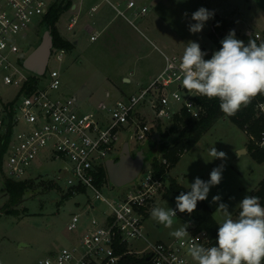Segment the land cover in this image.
I'll return each instance as SVG.
<instances>
[{
	"label": "built area",
	"instance_id": "built-area-1",
	"mask_svg": "<svg viewBox=\"0 0 264 264\" xmlns=\"http://www.w3.org/2000/svg\"><path fill=\"white\" fill-rule=\"evenodd\" d=\"M53 1L0 0V80L12 88L8 96L0 89V140L8 143L2 170L11 179L23 180L31 178L30 168L38 161L61 159L67 165L59 173L67 175L69 191H89L92 196L83 212L74 213L68 224V229L75 232L70 244L40 259L39 264H120L125 254L146 257L151 264H195L187 249L193 243L213 246L208 231L196 230L195 220H190L189 236L183 241H153L145 231L150 210L168 190L165 175L170 174V161L160 156L164 173L159 174L149 164L137 182L113 195L106 192L116 188L107 161L120 152L118 144L123 133L143 143L155 133L160 134V123H172L183 110L193 118H201L207 112L205 97L183 88L181 57L167 53L163 69L130 95L84 108L76 94L58 93L63 83L60 69L48 64L45 73L36 74L25 68V44L19 38L20 33L41 22ZM127 6L135 10L132 16L116 8L133 24L148 9L143 6L136 10L135 0H129ZM76 22L77 18L72 17L68 28L73 30ZM96 37V33L91 36ZM236 38L245 44L246 38H252L259 44L264 42V28L247 25L236 33ZM220 48L221 43L214 51ZM214 51L207 54L212 56ZM67 52L65 47L53 46L51 56L62 61ZM252 101L254 116L264 122V95ZM246 131L264 149V130L260 139ZM95 201L107 207L99 210L100 217L92 215V210L99 209ZM82 215L91 216L83 229Z\"/></svg>",
	"mask_w": 264,
	"mask_h": 264
},
{
	"label": "rangeland",
	"instance_id": "rangeland-1",
	"mask_svg": "<svg viewBox=\"0 0 264 264\" xmlns=\"http://www.w3.org/2000/svg\"><path fill=\"white\" fill-rule=\"evenodd\" d=\"M61 0H54L60 2ZM203 1L210 6L209 11L219 15L226 13L230 19H235V33L244 30L247 25L258 29L264 28V0H171L168 6L152 7L148 16L152 30H147L139 21H135L137 29L128 24L122 29V36L100 38L92 41L90 34L82 28V22L76 25V33L68 28L72 18L71 11L61 14L57 22L60 33L71 41H76L73 50L68 51L62 61L51 56L49 67L58 68L62 75V86L58 93L76 94L84 108H89L90 103L96 100H114L122 96V92L136 91L126 87L122 80L126 72L125 66H137L155 64L165 61L164 54H183L185 44L194 41L213 46V40L209 35L211 21H207L200 33L193 34L189 31V24H194L192 13L204 7ZM207 4V5H208ZM187 13V15H185ZM44 32L41 23L35 28L23 31L19 38L25 44V56H27L41 41ZM229 33V32H228ZM226 33V34H228ZM204 34V36L202 35ZM202 37L199 39V37ZM126 36V39H125ZM128 37V38H127ZM155 42H151V39ZM125 39V40H124ZM140 49L138 54L149 53L139 58L132 57L128 63L127 54L133 52V48ZM157 45L161 49L155 48ZM163 55V56H162ZM145 63V64H144ZM125 64V65H124ZM0 89L4 96L10 95L11 86L0 80ZM111 95L107 96L106 93ZM162 128H168L169 124H162ZM122 134L118 148L121 149L125 140ZM250 135L225 115L216 120L213 126L203 134L202 138L189 150L185 151L177 164L170 169L173 178L186 188L199 177L204 181L210 179L211 171L224 165L222 181L217 186L210 188L206 202L214 210L216 220L221 223L224 213L218 209L219 203L228 206L229 213L235 219L238 212V204L245 196H251L261 179L264 178V163L258 162L249 150ZM134 139L131 146L134 152L140 146ZM214 146L218 151L226 153V159H212L209 155L210 148ZM244 149V150H243ZM161 156V149L152 151ZM212 159V160H211ZM67 163L61 159L38 161L28 173L35 180L36 186L27 189L23 199L12 205L17 212L7 213L4 206L8 201V195L4 190V180L7 177L0 170V264H39V260L51 255L62 246L69 245L75 232L68 229V224L74 213L83 212V208L92 200L90 192L72 194L67 185V175L59 173ZM48 183L54 186L49 187ZM129 185L120 189H106L110 195L117 190H126ZM219 195L221 200L213 202V196ZM177 195L171 190L161 195L154 207L176 208ZM99 209L92 210V215L100 217V209H106L103 202H94ZM263 206V205H262ZM151 209V210H152ZM150 214L145 220V231L151 240H163L165 242L176 240L169 233L178 229L191 218L188 213H178L174 218L171 228H166L157 223ZM91 216L82 215V229L87 225Z\"/></svg>",
	"mask_w": 264,
	"mask_h": 264
},
{
	"label": "clouds",
	"instance_id": "clouds-1",
	"mask_svg": "<svg viewBox=\"0 0 264 264\" xmlns=\"http://www.w3.org/2000/svg\"><path fill=\"white\" fill-rule=\"evenodd\" d=\"M187 15V13H185ZM214 17V11L201 7L192 13L194 24L189 31L200 33L207 21ZM221 48L214 51L210 59L201 50L199 43L189 41L185 44L180 58L179 70L181 84L188 93L207 99H218L220 110L227 116H233L242 108L251 104L258 95H264V42L257 44L249 40L247 44L236 38L235 30H230L221 41ZM212 159L225 160L226 153L212 146L209 150ZM211 159V160H212ZM224 165L214 168L210 179L204 181L195 178L187 193L176 197V209L154 207L151 217L166 228H171L177 210L191 215L199 201L207 199L210 188L222 181ZM213 202L221 200L213 196ZM236 218L229 213L228 206L219 203L218 209L224 213V220L218 225L215 246L204 247L193 243L187 249L195 264H264V206L259 197L245 196L238 204ZM191 221L185 222L169 234L183 241L189 236Z\"/></svg>",
	"mask_w": 264,
	"mask_h": 264
},
{
	"label": "trees",
	"instance_id": "trees-1",
	"mask_svg": "<svg viewBox=\"0 0 264 264\" xmlns=\"http://www.w3.org/2000/svg\"><path fill=\"white\" fill-rule=\"evenodd\" d=\"M71 6V0H61L51 4L48 12L41 20L44 32L51 28L53 34L54 46L65 47L72 50L75 47L74 41L65 38L57 27V22L61 14ZM214 32L212 37L220 42V38L225 36V32H229L235 28V19L222 17L219 15L214 16L213 20ZM43 32V34H44ZM42 34V35H43ZM42 39V38H41ZM252 38H246L248 43ZM246 43V44H247ZM211 58V56H207ZM207 106V112L199 119L193 118L185 110L181 114H177L168 128L159 126L160 135L162 140L159 148L162 152V157H166L170 161V169L174 167L180 160L181 155L191 149L216 122L217 119L225 116L220 110L218 99L204 98ZM239 127L248 130L258 139L261 138V132L264 130V122L259 121L254 116L253 101L247 107L242 108L235 115L229 116ZM7 141L0 140V170L2 169V160L7 148ZM249 150L252 156L260 163H264V149L256 143V140L250 138ZM156 171L161 174L165 171V165L161 162L160 156H155L152 161ZM169 179L168 190H171L177 196L181 192L187 193L189 188L181 185L177 179L173 178L170 174L165 175ZM36 186L35 180L31 178L23 180H15L6 177L4 180V190L8 195V201L4 208L7 213L17 212L12 205L19 203L27 189ZM49 187L54 186L53 183H48ZM252 195L259 197L261 205L264 206V178L259 182L257 188ZM210 205L204 201L197 203L196 210L192 213L194 220L197 222L196 230L205 229L213 239V246L216 244L218 225L220 224L214 214ZM239 212V208L237 210ZM120 264H151L146 257H140L133 254H125L121 258Z\"/></svg>",
	"mask_w": 264,
	"mask_h": 264
},
{
	"label": "crops",
	"instance_id": "crops-1",
	"mask_svg": "<svg viewBox=\"0 0 264 264\" xmlns=\"http://www.w3.org/2000/svg\"><path fill=\"white\" fill-rule=\"evenodd\" d=\"M128 1L129 0H71V6L66 11H71L72 17L77 18L75 28L73 29L74 33H76V31H77L76 25L79 22H82L81 23L82 28H84L90 34V38L95 33L97 34V37L95 39L91 38L92 41H97L103 37L104 38L106 37V39L109 38V36H107V33H110V35L112 34L111 37L117 36V35L122 36L123 35V34H121L122 29L127 24L129 26L135 27L136 29L138 28L136 26V24L131 23L128 19H126L124 16L120 15L117 11L116 6H119L120 8L125 9L126 12L132 16L133 12L135 10L128 8V6H127ZM135 1L137 3V9L136 10H140V8L143 6L148 7L147 11L144 14H141L139 17H137L135 21H139V23L141 22L144 25V27L150 31L152 30L153 25L151 23H149L150 20L148 19L149 17H147V16H148L151 8L156 7V9H157V7H159V6H168V7H169V5L173 6V3L170 4L171 0H135ZM202 3L206 9H208V10L210 9V6L207 2L203 1ZM226 13H224V14L221 13V15L214 13V16L219 15L222 17H227ZM213 20H214V17L212 18V21H211L212 22L211 26L213 29H211V31H209V35H210L211 39L213 40L214 45L212 47L211 46L209 47V45H207L205 43L204 45L201 46V50L205 51L206 53L210 52L212 50L214 51L216 49V47L218 45H220L219 39L217 41L216 39H214L212 37V34H211L212 32H214ZM235 25H236V23H235ZM226 33L227 32H225V34ZM202 35L204 36V34H202ZM202 35L199 37V39L202 37ZM223 38H224V36H223ZM125 39H126V36H125ZM221 39L222 38H220V40ZM77 41L78 40L74 41L75 46H76ZM151 42L153 44L155 43L152 39H151ZM155 48L159 49L160 54H162L161 49L157 45H155ZM139 49H140V47L138 45H137V48H135V49L133 48L134 51L127 54L128 59H125L124 62L128 63L129 60L135 56H136V58H139L141 56L149 55V53L138 54L137 51ZM68 51H71V50H68ZM163 54H165V53H163ZM176 55H178V54H176ZM209 55H211V54L208 53L205 56V58L210 59L207 57ZM180 57H181V55H180ZM161 58L162 57L159 56L158 59L160 60ZM159 60L155 64L151 63L150 65L149 64L144 65V66L142 65V67L137 66L135 62H134V66H130V65L128 67L125 66L122 71L126 72L127 76L124 75L122 77V80L125 83L126 87H128L130 89H134V87H136V89H140L141 87L145 86L153 76H155L157 73H159L163 69L165 61H163V63H160ZM136 91H138V90H136ZM136 91H131V92H127V93L121 91V93H122V96H126V95H130L132 93H135ZM106 95L109 96V95H111V93L108 91L106 93ZM102 100H104V99H102ZM98 102H99V100H96V101L90 103V105L94 106V105L98 104ZM150 164H152V163H150ZM84 209H85V207L83 208V210Z\"/></svg>",
	"mask_w": 264,
	"mask_h": 264
},
{
	"label": "water",
	"instance_id": "water-1",
	"mask_svg": "<svg viewBox=\"0 0 264 264\" xmlns=\"http://www.w3.org/2000/svg\"><path fill=\"white\" fill-rule=\"evenodd\" d=\"M53 46V34L49 28L44 32L40 43L25 57L24 67L36 74L45 73ZM161 140V135L155 133L145 141L146 144H140L134 152L131 146V138H125L120 152L107 161L109 177L117 189L137 182L144 168L152 163L155 156H159L152 151L159 149Z\"/></svg>",
	"mask_w": 264,
	"mask_h": 264
},
{
	"label": "flooded vegetation",
	"instance_id": "flooded-vegetation-1",
	"mask_svg": "<svg viewBox=\"0 0 264 264\" xmlns=\"http://www.w3.org/2000/svg\"><path fill=\"white\" fill-rule=\"evenodd\" d=\"M134 154V153H133Z\"/></svg>",
	"mask_w": 264,
	"mask_h": 264
}]
</instances>
